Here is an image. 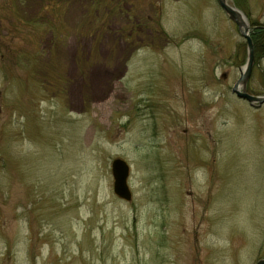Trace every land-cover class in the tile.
I'll return each mask as SVG.
<instances>
[{"label": "rangeland", "instance_id": "1", "mask_svg": "<svg viewBox=\"0 0 264 264\" xmlns=\"http://www.w3.org/2000/svg\"><path fill=\"white\" fill-rule=\"evenodd\" d=\"M229 2L264 27V0ZM247 59L218 0H0V264L264 258V105L232 91Z\"/></svg>", "mask_w": 264, "mask_h": 264}, {"label": "water", "instance_id": "2", "mask_svg": "<svg viewBox=\"0 0 264 264\" xmlns=\"http://www.w3.org/2000/svg\"><path fill=\"white\" fill-rule=\"evenodd\" d=\"M219 5L228 17L237 24L241 35L247 40L248 59L246 66L241 71V76L233 86L232 91L239 98L247 100L251 105L260 107L264 105V95L256 96L247 92V82L251 76L255 62V46L250 34V25L243 12L230 4L229 0H218ZM112 174L114 177V192L125 201H130L133 197L128 184L130 166L126 161L116 158L112 162ZM255 264H264V258L259 259Z\"/></svg>", "mask_w": 264, "mask_h": 264}, {"label": "trees", "instance_id": "3", "mask_svg": "<svg viewBox=\"0 0 264 264\" xmlns=\"http://www.w3.org/2000/svg\"><path fill=\"white\" fill-rule=\"evenodd\" d=\"M252 38L255 42V47L258 48L259 43L264 41V27H260L258 30H255ZM261 47L264 53V44L263 46L261 45Z\"/></svg>", "mask_w": 264, "mask_h": 264}]
</instances>
